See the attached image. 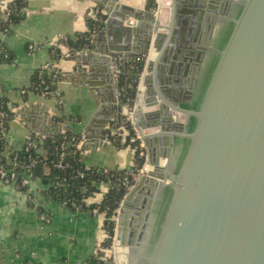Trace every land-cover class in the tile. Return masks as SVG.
Wrapping results in <instances>:
<instances>
[{"label": "water", "instance_id": "95a60500", "mask_svg": "<svg viewBox=\"0 0 264 264\" xmlns=\"http://www.w3.org/2000/svg\"><path fill=\"white\" fill-rule=\"evenodd\" d=\"M168 1V25H164L165 16L157 17L160 7L153 12L121 3L108 11L104 24L109 33L114 25L118 27L123 39L110 41L103 56L152 54L159 48L147 67L153 85L146 75L145 88L131 107L118 101L112 71L109 75L106 70L110 60L99 59L116 101V113L110 117L123 118L122 125L132 123L148 150L143 165L148 162L155 168L140 175L116 210L118 264H264V0H236L235 14L196 109L182 107L175 99L168 101L159 90L165 92V87L155 85L157 70L167 62L169 44L184 17L180 1ZM161 4L164 14L166 0ZM130 17L137 20L135 27H120ZM206 17L210 20L205 44L214 29L211 25L217 23L216 15ZM144 19L155 21L153 30L142 25ZM163 27L166 33L159 31ZM131 32L143 48L129 53ZM202 54L196 57V67ZM155 95L162 105L183 115V121L173 125L175 130L157 122L160 114L167 116L165 109L143 111L156 100ZM105 107L100 105L94 121ZM123 107L125 115H121ZM190 117L193 125L187 131ZM155 126L159 128L144 131ZM174 136L184 140L177 156L156 150L154 141L166 140L172 147ZM158 156L166 157L164 164L159 165ZM164 187L167 198L151 233L152 202Z\"/></svg>", "mask_w": 264, "mask_h": 264}, {"label": "crops", "instance_id": "0c3cea01", "mask_svg": "<svg viewBox=\"0 0 264 264\" xmlns=\"http://www.w3.org/2000/svg\"><path fill=\"white\" fill-rule=\"evenodd\" d=\"M179 1L180 13L184 17L169 44L167 62L160 63L157 70L155 85L162 89L165 87V92L160 88L159 90L168 101L175 99L184 107L183 104L192 101L198 74L214 33L222 23H229L235 14L236 0ZM118 3L139 8L151 5V1L146 0H27L20 20L11 25L10 33L0 32V48H5L11 54L10 62L0 61V89L7 106L15 111L4 137L5 144L10 149H20L27 134L42 139L53 138L61 128H66L81 137L80 149L87 167L114 168L123 174L132 171L134 145L100 141L101 131L104 133L108 123L114 121L117 127L126 125H122L123 118L110 117L116 113V101L113 92L109 91L110 81L104 75V66L106 64L110 75L111 63L107 61L103 64L99 60L105 57L102 51H106L110 41L120 43L123 39L118 27L114 25L109 33L104 25L108 11H112ZM166 3L168 12L165 10V15L162 14L161 7L158 9L159 17L165 16L164 25H168L170 11L169 1L166 0ZM95 9L105 15V21L101 31L91 38L89 46L77 50L73 45H60L61 39L76 41L77 34L86 30V19L91 17ZM6 10L4 4L0 5V14L6 13ZM207 14L216 15L217 23L211 25L214 29L205 44L209 27L206 24L210 20L206 17ZM136 23L137 20L130 17L122 20L120 27L133 28ZM142 25H148L153 30L155 21L150 23L144 19ZM159 31L167 32L162 28ZM99 35H102L100 39ZM134 39L131 32L126 49L129 53L143 48L142 41ZM29 44L36 48L29 51ZM55 44L61 48L57 59L49 50ZM158 51L159 48L152 54L145 52L142 55L127 56L143 57L135 97L139 89L145 88L143 81L141 84L145 64L153 62ZM200 52L203 53L202 59L196 67V57ZM79 54L80 58L77 57ZM43 66L54 67L59 73L57 88L62 98L60 105L54 98L40 95L30 87L33 73ZM146 75L150 78V72H146ZM149 84H152L151 78ZM22 89L24 93H20ZM154 97L156 100L147 103L143 111L165 109L167 116L160 114L157 122L175 130L173 125L181 123L183 115L162 105L156 95ZM104 104V111L94 121V114ZM124 113L122 111L121 115H125ZM159 126L144 131L156 130ZM134 130L137 132L135 128ZM177 138L179 137H173L172 147L166 140H162L160 144L158 138L154 141L156 150L160 153L166 150L172 157L175 156L174 140ZM143 148L148 157L147 148L144 145ZM157 159L160 165L162 160L166 161V157L162 156ZM23 178L26 183L21 187L13 183H0V264H83L97 256L106 238L104 212L97 207L71 209L51 195V184L47 178H30L27 174ZM102 195L101 191L95 192L86 200L87 206L97 204Z\"/></svg>", "mask_w": 264, "mask_h": 264}, {"label": "trees", "instance_id": "16d2710c", "mask_svg": "<svg viewBox=\"0 0 264 264\" xmlns=\"http://www.w3.org/2000/svg\"><path fill=\"white\" fill-rule=\"evenodd\" d=\"M27 0H13V4L10 7L11 13L8 14L7 21H0V28H5L4 33H10L11 25L20 20L22 14V8L26 5ZM105 21V15L97 12L95 17H89L86 19V30L83 32H79L76 36V41H72L71 39H61L59 43L60 45H73V47L77 50L85 49L89 46L92 34L94 32H100ZM229 26L222 32L221 39L218 43V48L220 49L225 41L226 35L228 33ZM60 45H52L49 50L52 53V56L57 59L60 57L61 48ZM7 52V57H3L0 52V61L10 62L11 54L5 48H2ZM217 58V54L212 58L209 63V68L206 72L205 78L200 86V90L197 92L196 98L186 104H183L184 107L189 109H196L198 107L200 98L202 96L203 90L206 86L207 80L209 78L210 72L215 64ZM143 66V57H139L137 61L129 60L126 62L120 73L117 74L115 80V86L119 91V101L122 104H125L128 107L133 105V101L135 98L136 87L138 83V79L140 76V72ZM51 72L48 71V66L41 67L36 69L31 78L30 87H37L36 92L42 94L47 86L48 90L57 88L58 78H53L51 76ZM59 76V73H58ZM49 96V94H46ZM193 125V118L190 117L186 130L190 131ZM117 129L116 133L111 134L110 138L113 140V143L116 145H121L119 139L120 135L118 133L126 132V136H130L135 134L134 129L128 123L125 128H118L117 124L112 121L108 123L105 130L109 131L110 129ZM74 136L77 135L72 134L68 129L65 130L64 133H59L57 136L53 138H44L42 147L46 150V155L42 157L41 154L37 153L34 149H30L28 152L19 151V157L23 160V164L29 165V170L27 175L30 178H47L50 181L54 179L56 176H64L68 180V187L64 190V187H55L54 185H50V193L58 200L62 201L67 199L66 206L71 209H86L88 207H97L105 214L104 221V229L106 231V238L103 241V245L107 246L109 243V235L113 233L114 228V218L116 215V210L118 208L119 202L123 198V195L126 189L123 186H113L108 187L102 195L101 200L97 204L88 205L86 200L92 196L95 192L101 190L100 183L103 182H112L114 177H120L123 175V172L114 168H103L89 166L83 162L82 153L80 154L78 149L75 147ZM64 140L65 148L63 149V163L64 168L61 170H57L51 167L53 161H55L58 157L59 150L57 149V145L60 141ZM3 143V142H2ZM137 145V144H136ZM134 164L132 167L133 171H136L142 165L144 161V148L139 145L134 149ZM32 161L33 164H32ZM48 167L49 173H43V167ZM81 171L83 175L81 177L76 176V172ZM110 264L109 260L107 262H103L102 260H98L97 257H91L86 264Z\"/></svg>", "mask_w": 264, "mask_h": 264}, {"label": "built area", "instance_id": "2783aa9c", "mask_svg": "<svg viewBox=\"0 0 264 264\" xmlns=\"http://www.w3.org/2000/svg\"><path fill=\"white\" fill-rule=\"evenodd\" d=\"M4 4L6 6V13H2L0 14V21H7V23H9L8 20V14L11 13L10 7L13 4V0H0V5ZM97 9H95L92 13H91V17H95V14L97 13ZM5 28H0V32H4ZM99 32H94L92 34V37L95 36L96 34H98ZM91 37V38H92ZM57 45V44H55ZM29 51H32L36 48L35 45L33 44H29L27 46ZM0 52L2 53L3 57H7V52L4 51L2 48H0ZM109 59H110V66H111V71H112V76L114 79V83L117 77V74L121 72L123 65L128 62L129 60H133L137 61L138 58H129L125 55H123L122 53H110L109 54ZM48 71L51 72V76L53 78H58V71L54 68V67H48ZM34 91L37 90V87L33 88ZM24 89L20 90V93H24ZM46 94H49V96H46ZM115 94L118 97L119 95V91L117 90L116 86H115ZM45 97H52L55 99L56 103L58 105H60L62 103V98H61V94L58 88L55 89H51L48 90L47 86L45 87V90L42 92V94ZM15 116V111L12 110V108L7 106V101L4 98V95L0 89V183L2 184H10L13 183L15 186L17 187H21L24 186L26 183V180L23 178L24 174H27L28 172V168L29 165L23 164V160L19 157V151H23V152H28L30 149H34L37 153L41 154L42 157H44L46 155V150L41 146L43 143L42 138H38L32 134H27L24 138V142L23 145L20 149H10L4 141V137L6 135L7 129H8V125L9 122L12 120V118ZM128 124V123H126ZM129 124L132 126V123L129 122ZM126 126V125H125ZM124 127H118V128H125ZM107 127V125H106ZM105 127V129H106ZM66 130V128H61L59 133H64ZM117 129H110L109 131L105 130L104 133L101 136L100 141L101 142H109L113 140L110 138L111 134L116 133ZM120 135V143L121 144H132L134 145V148H136V141L140 140L139 135L137 132H135V134L130 135V136H126V132L123 131L122 133H118ZM141 141V140H140ZM3 142V143H2ZM74 142H75V147L76 149H78L79 153H83L82 150L80 149V142H81V137L80 136H74ZM65 141L62 140L59 142V144L57 145V149L59 150L58 153V157L55 161H53V163L51 164V167L57 170H61L64 168V163L62 161L63 159V149L65 148ZM138 145L140 147H143V143L138 142ZM146 159V154L144 152V161L145 162ZM34 161H32L33 164ZM145 164V163H144ZM103 170H106V168H103ZM145 168L144 165L142 163V165L140 166V168H138L136 171H130L129 173L123 174L122 176L118 177H114L113 181L108 183V182H101V192L103 194V192L108 188V187H113V186H123L126 191L124 193V195L133 187V185L136 183V181L138 180V178L140 177V175H142L143 173H145ZM43 173L47 174L49 173V169L48 167H43ZM83 175V172L81 171H77L76 172V176L81 177ZM51 184L54 185L55 187H64L63 189L65 190L69 183L66 177L62 176L60 177L59 175L56 176L54 179L51 180ZM66 187V188H65ZM123 195V196H124ZM64 205L68 202L67 199H64L61 201ZM120 203V202H119ZM119 206V205H118ZM115 220V218H114ZM104 241V240H103ZM107 246L103 245L102 242V246H100V252L99 254L96 256L98 260H102L103 262H107L109 259V255H107ZM110 264H117L115 261H109ZM115 262V263H114ZM86 264V263H83ZM96 264H99V262H97Z\"/></svg>", "mask_w": 264, "mask_h": 264}, {"label": "flooded vegetation", "instance_id": "af4514ba", "mask_svg": "<svg viewBox=\"0 0 264 264\" xmlns=\"http://www.w3.org/2000/svg\"><path fill=\"white\" fill-rule=\"evenodd\" d=\"M236 9V8H235ZM229 25L228 22L222 23L215 31L214 37L211 41V46L206 52L205 60L203 61V65L200 69V72L198 74L196 86H195V92L192 96V101L196 98L197 92L200 90V86L203 82V79L205 78L206 72L209 68V63L211 62L212 58L217 54L218 51V43L221 39L222 32L226 29V27ZM187 126V124H186ZM175 145V155L177 156L178 153L183 149L184 146V140L182 138H177L174 140ZM168 190L166 187L160 189L156 196L154 197V200L152 202L151 207V215L149 218V222L151 221V233L154 232L155 225L162 213V209L164 206V202L167 198Z\"/></svg>", "mask_w": 264, "mask_h": 264}, {"label": "rangeland", "instance_id": "374dc122", "mask_svg": "<svg viewBox=\"0 0 264 264\" xmlns=\"http://www.w3.org/2000/svg\"><path fill=\"white\" fill-rule=\"evenodd\" d=\"M146 1H151V5L148 7V9L150 10V11H153V12H156L157 11V9L159 8V7H161V5L162 4H160L159 2H160V0L158 1V0H146ZM165 10H166V8H165ZM164 10V11H165ZM166 12H168L167 10H166ZM165 15V14H164ZM118 101H119V98H118ZM134 129V128H133ZM135 131V130H134ZM136 132V131H135ZM138 142H141L140 140H138V141H136V144L138 145ZM115 218H116V215H115ZM116 220V219H115ZM115 226H116V224L114 225V228H113V233L111 234V235H109L108 237V239H109V244L107 245V255H109V261H112V263H113V261H115L117 264H118V262H117V260H116V254H115V244H116V239H115V236H114V232H115ZM123 248H126V247H123ZM114 262V263H115Z\"/></svg>", "mask_w": 264, "mask_h": 264}, {"label": "bare ground", "instance_id": "6f19581e", "mask_svg": "<svg viewBox=\"0 0 264 264\" xmlns=\"http://www.w3.org/2000/svg\"><path fill=\"white\" fill-rule=\"evenodd\" d=\"M161 1V0H160ZM160 10H161V8H160ZM162 12V11H161ZM158 15H157V17L159 18V11H158V13H157ZM157 18V19H158ZM163 29H164V27H163ZM166 30V29H165ZM152 56V55H151ZM107 59H108V55H106L105 56ZM108 61V60H107ZM150 63V62H149ZM149 65V64H148ZM148 65H147V63L145 64V67H144V69H143V71H142V76H141V84H142V81H144V77H145V74H146V72H147V67H148ZM144 72V73H143ZM149 73V72H148ZM143 86V85H142ZM139 90H141V89H139ZM138 90V96H139V91ZM122 111H126V108L125 107H123L122 108ZM159 160V159H158ZM163 161H165V160H162V164H163ZM161 164V165H162ZM159 165H160V161H159ZM144 168H145V170L147 171V172H150V171H153L155 168L150 164V163H148V162H146L145 164H144ZM160 181V180H159ZM122 209H123V206H122ZM125 210H122V212H124ZM117 231L118 232H120V227H118V229H117ZM118 232H117V236H118ZM116 239V244H115V254H116V260H117V262H118V260H119V254L121 253L120 251H119V248H120V245H119V240L117 239V237L115 238ZM125 248H124V252H125Z\"/></svg>", "mask_w": 264, "mask_h": 264}]
</instances>
